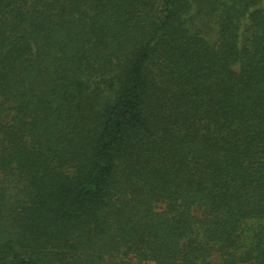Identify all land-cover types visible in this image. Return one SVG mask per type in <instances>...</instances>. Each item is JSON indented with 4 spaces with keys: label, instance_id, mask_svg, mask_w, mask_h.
<instances>
[{
    "label": "trees",
    "instance_id": "1",
    "mask_svg": "<svg viewBox=\"0 0 264 264\" xmlns=\"http://www.w3.org/2000/svg\"><path fill=\"white\" fill-rule=\"evenodd\" d=\"M0 264H264V0H0Z\"/></svg>",
    "mask_w": 264,
    "mask_h": 264
}]
</instances>
